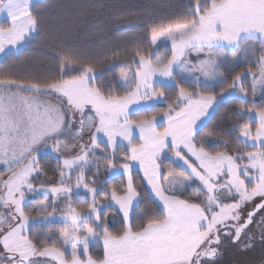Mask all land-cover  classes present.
Listing matches in <instances>:
<instances>
[{"label": "snow or ice", "instance_id": "obj_1", "mask_svg": "<svg viewBox=\"0 0 264 264\" xmlns=\"http://www.w3.org/2000/svg\"><path fill=\"white\" fill-rule=\"evenodd\" d=\"M186 8L126 25L114 16L105 30L144 27L123 50L53 46L37 70L0 69V264H220L227 243L255 246L253 225L264 243V103L255 102L264 98V0ZM0 14L5 57L41 38L53 15L34 0H0ZM240 64L248 67L224 74ZM230 95L245 122L202 134ZM157 102L166 110L136 118ZM226 132L237 135L218 138ZM42 152L55 154V167L42 165ZM81 189L86 211L73 206ZM38 192L45 202L27 210ZM144 199L152 208L138 212ZM56 222L58 235L32 234Z\"/></svg>", "mask_w": 264, "mask_h": 264}, {"label": "trees", "instance_id": "obj_2", "mask_svg": "<svg viewBox=\"0 0 264 264\" xmlns=\"http://www.w3.org/2000/svg\"><path fill=\"white\" fill-rule=\"evenodd\" d=\"M34 4H38L45 12L51 11L53 14L50 22L44 28V35L30 44L27 43L18 51L11 52L7 57L3 56L0 58V69H11L15 66L16 68L37 70L41 64L52 62L50 49L53 46L58 48L73 47L89 54H103L112 47H120L123 50V48L133 43V37H142L144 27L141 24L137 27H124L121 31L105 30V26L109 24L114 16L122 15L127 18L121 22L122 25L134 22L137 18L147 20L149 17L159 19L161 17L174 16L187 11L188 0H38ZM45 40H48L47 44L44 43ZM247 67L248 65L240 64L235 68L234 72L229 71L228 67H226L224 74L231 77L238 72L244 71ZM250 95L251 92L249 91ZM260 103H264V99ZM239 106V98H230L222 101L203 126L204 133L202 134H207L208 131L218 128L227 130L231 124L237 121L240 123L245 122L243 117L234 118L233 110ZM163 110H166V103H159L151 111H142L136 118L145 114L150 115L153 111L162 112ZM236 135V132H226L225 136L218 138H231ZM232 143L238 142L232 141ZM41 163L50 170L55 167L56 160L53 155L45 154L41 155ZM133 175L137 176L138 173L134 171ZM51 176L52 173L49 171V177ZM105 178V175L101 174L97 178V183L100 184ZM41 179L44 178L42 177ZM107 179L109 180V187H111L120 183L121 176L117 175L111 178L108 176ZM137 183L139 184L140 181L137 180ZM36 186H40L39 181L36 182ZM44 200V196L30 199L27 210H34L36 205ZM73 200V206L78 211L87 210L85 193L75 195ZM151 208V201L144 199L140 203L138 212L150 210ZM57 213L61 214L60 212ZM31 214H34V212ZM118 220L119 217H115V221L112 223V225H115L114 231L120 228ZM62 227L63 225L59 222L50 224L47 227L42 224H35L32 226L31 231L33 235L41 233L43 236L58 235ZM43 236L41 237L42 239ZM90 250L92 253H100L102 256L100 247H92Z\"/></svg>", "mask_w": 264, "mask_h": 264}, {"label": "flooded vegetation", "instance_id": "obj_3", "mask_svg": "<svg viewBox=\"0 0 264 264\" xmlns=\"http://www.w3.org/2000/svg\"><path fill=\"white\" fill-rule=\"evenodd\" d=\"M252 231L257 238L255 246L242 252L236 245L227 243L223 249L224 255L220 264H262L264 262V243L259 241V229L253 225Z\"/></svg>", "mask_w": 264, "mask_h": 264}, {"label": "rangeland", "instance_id": "obj_4", "mask_svg": "<svg viewBox=\"0 0 264 264\" xmlns=\"http://www.w3.org/2000/svg\"><path fill=\"white\" fill-rule=\"evenodd\" d=\"M36 1H38V0H34V3H35ZM5 21H6V16H5V14H0V23H4ZM26 44H27V43H26ZM26 44H22V45H20L17 49H12L11 52H16V51H18L19 49L23 48ZM169 46H170V45H169ZM11 52H10V53H11ZM159 54H160V55H165V54L170 55V52H167V53H166V46H161V48H160V50H159ZM3 56H4V55H0V58H2ZM192 59H193V61H195V53L192 54ZM157 79H158V78H157ZM249 97H251V95H250ZM230 98H238V97H237L236 95H230V96L225 97L224 100H227V99H230ZM263 99H264V98H262L260 95H257L256 98H255V102L258 103V104H260V102H262ZM159 103H164V102H157L156 104H159ZM156 104H155V105H156ZM215 109H216V108H215ZM215 109H214V110H210L211 115H210V116L204 121V123L201 125L202 127L207 123V121L209 120V118H210V117L212 116V114L214 113ZM45 154H51V155H53V156L55 157V154L50 153V152H42V153H41V155H45ZM117 175H120V174H119V173L112 174V175L109 176V178L114 177V176H117ZM80 193L83 194L84 191L81 189V190L78 192V194H80ZM38 196H43V194L38 192V193H36L35 195H29V197H28V202H29L30 199H33L34 197H38ZM43 202H45V200H44ZM43 202L38 203V204L36 205V207H38L39 204H41V203H43ZM36 207H35V208H36ZM59 215H61V214H58V213H57V216H59ZM114 221H115V218H112V217H111V214H110L109 223L112 224ZM37 224H39V223H37Z\"/></svg>", "mask_w": 264, "mask_h": 264}]
</instances>
